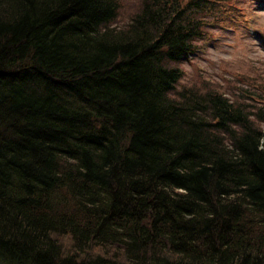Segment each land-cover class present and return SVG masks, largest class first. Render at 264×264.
<instances>
[{"label": "trees", "instance_id": "trees-1", "mask_svg": "<svg viewBox=\"0 0 264 264\" xmlns=\"http://www.w3.org/2000/svg\"><path fill=\"white\" fill-rule=\"evenodd\" d=\"M224 1L0 0V264H264V84L178 88Z\"/></svg>", "mask_w": 264, "mask_h": 264}, {"label": "rangeland", "instance_id": "rangeland-1", "mask_svg": "<svg viewBox=\"0 0 264 264\" xmlns=\"http://www.w3.org/2000/svg\"><path fill=\"white\" fill-rule=\"evenodd\" d=\"M123 1L121 16L127 21L134 4ZM214 6L215 13L208 17L212 25L199 41L200 50L180 64L184 76L178 88L193 82L201 87L209 84L226 89L237 83L242 87L245 84L239 75L244 73L247 82L264 84V0H225Z\"/></svg>", "mask_w": 264, "mask_h": 264}]
</instances>
